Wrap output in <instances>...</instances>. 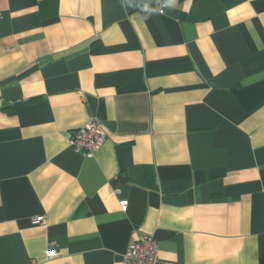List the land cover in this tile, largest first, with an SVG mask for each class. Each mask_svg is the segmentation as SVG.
<instances>
[{"label": "crops", "instance_id": "0c3cea01", "mask_svg": "<svg viewBox=\"0 0 264 264\" xmlns=\"http://www.w3.org/2000/svg\"><path fill=\"white\" fill-rule=\"evenodd\" d=\"M144 236L159 264H264V0H0V264Z\"/></svg>", "mask_w": 264, "mask_h": 264}, {"label": "built area", "instance_id": "2783aa9c", "mask_svg": "<svg viewBox=\"0 0 264 264\" xmlns=\"http://www.w3.org/2000/svg\"><path fill=\"white\" fill-rule=\"evenodd\" d=\"M106 131L100 120L91 118L70 137V145L74 152L85 157H92L103 145ZM118 191H115L117 194ZM121 210H125L127 201H119ZM44 222L43 218H36L34 223ZM53 251H49L52 255ZM121 264H159L158 248L152 236H144L131 242L123 254Z\"/></svg>", "mask_w": 264, "mask_h": 264}]
</instances>
